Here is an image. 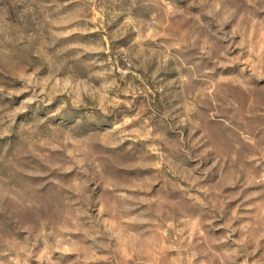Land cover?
<instances>
[{
  "label": "rangeland",
  "instance_id": "374dc122",
  "mask_svg": "<svg viewBox=\"0 0 264 264\" xmlns=\"http://www.w3.org/2000/svg\"><path fill=\"white\" fill-rule=\"evenodd\" d=\"M0 264H264V0H0Z\"/></svg>",
  "mask_w": 264,
  "mask_h": 264
}]
</instances>
